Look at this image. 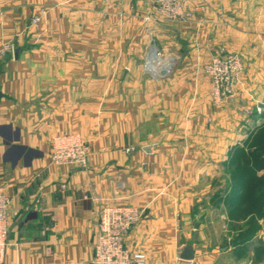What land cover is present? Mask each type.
<instances>
[{
    "label": "crops",
    "instance_id": "1",
    "mask_svg": "<svg viewBox=\"0 0 264 264\" xmlns=\"http://www.w3.org/2000/svg\"><path fill=\"white\" fill-rule=\"evenodd\" d=\"M182 8L192 18L168 23L143 0H0V50H19L0 56L3 264H91L104 204L142 212L124 244L144 264H264V167L250 161L264 114L245 113L264 108V0ZM221 47L243 72L216 107L203 66ZM64 133L88 144L85 168L51 164Z\"/></svg>",
    "mask_w": 264,
    "mask_h": 264
},
{
    "label": "built area",
    "instance_id": "2",
    "mask_svg": "<svg viewBox=\"0 0 264 264\" xmlns=\"http://www.w3.org/2000/svg\"><path fill=\"white\" fill-rule=\"evenodd\" d=\"M150 4L151 9L164 22L184 23L192 18L191 12H184L182 0H143ZM229 1V0H221ZM46 11L41 10L30 20V26L35 27ZM150 16H144L145 22ZM14 45L6 43L1 47L0 56L10 53ZM153 62L146 60L145 66L150 70L155 60H161V53L153 51ZM154 69V67H153ZM152 71V70H150ZM243 72L241 57L238 53H229L221 47L218 54L203 66V73L208 79L210 101L213 106L220 107L234 98L236 85ZM247 115H261L264 108L255 106ZM89 147L77 134L64 133L53 138L50 146L49 160L59 167L85 168L88 160ZM64 190L65 186L61 185ZM9 200L0 191V264L9 245L10 222L7 214ZM142 212L127 206L104 204L98 211V232L93 249L91 264H144L146 256L130 252L124 240L131 228L142 219Z\"/></svg>",
    "mask_w": 264,
    "mask_h": 264
},
{
    "label": "water",
    "instance_id": "3",
    "mask_svg": "<svg viewBox=\"0 0 264 264\" xmlns=\"http://www.w3.org/2000/svg\"><path fill=\"white\" fill-rule=\"evenodd\" d=\"M18 51L19 50L17 48L12 49V52L14 55H16ZM172 69H173V61L172 60L167 61L163 65V67L159 69L158 74H157L158 78L160 79L167 78L172 72ZM193 258H194V251H193L192 245L191 243H187L182 247L180 254H179V259L184 260V261H191L193 260Z\"/></svg>",
    "mask_w": 264,
    "mask_h": 264
},
{
    "label": "trees",
    "instance_id": "4",
    "mask_svg": "<svg viewBox=\"0 0 264 264\" xmlns=\"http://www.w3.org/2000/svg\"><path fill=\"white\" fill-rule=\"evenodd\" d=\"M264 114V113H262ZM264 132V127L260 128L257 130L256 132V137L258 136L257 140H256V150H264V138H262V135L261 133ZM249 157H243V162L245 161L246 164L249 163ZM253 162V165L256 166V167H264V165H261L259 162H258V158H256V156L252 157L251 160ZM259 163V164H258ZM244 170V169H243ZM243 175H246L245 172H242ZM246 197H245V200H249L250 202L254 203V194H252L250 192V190L247 191V193L245 194ZM253 207V206H252ZM244 206H243V211L244 212Z\"/></svg>",
    "mask_w": 264,
    "mask_h": 264
},
{
    "label": "rangeland",
    "instance_id": "5",
    "mask_svg": "<svg viewBox=\"0 0 264 264\" xmlns=\"http://www.w3.org/2000/svg\"><path fill=\"white\" fill-rule=\"evenodd\" d=\"M167 47L166 48H168V50H172V47L171 46H169V45H166ZM262 115V114H261ZM261 135H262V138H264V132H262L261 133ZM259 154V153H258ZM262 156L261 157H259L258 158V162L261 164V165H264V150H262ZM258 163V164H259ZM253 208V207H252ZM253 210H254V208H253Z\"/></svg>",
    "mask_w": 264,
    "mask_h": 264
},
{
    "label": "bare ground",
    "instance_id": "6",
    "mask_svg": "<svg viewBox=\"0 0 264 264\" xmlns=\"http://www.w3.org/2000/svg\"><path fill=\"white\" fill-rule=\"evenodd\" d=\"M149 69H150V70H153V65H151Z\"/></svg>",
    "mask_w": 264,
    "mask_h": 264
}]
</instances>
